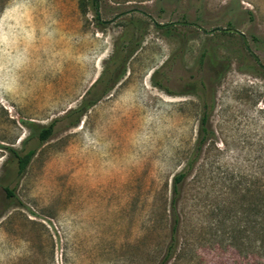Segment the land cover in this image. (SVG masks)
Returning a JSON list of instances; mask_svg holds the SVG:
<instances>
[{
    "label": "rangeland",
    "instance_id": "obj_1",
    "mask_svg": "<svg viewBox=\"0 0 264 264\" xmlns=\"http://www.w3.org/2000/svg\"><path fill=\"white\" fill-rule=\"evenodd\" d=\"M132 8L145 15L116 17ZM94 13L90 0H0V264L159 263L171 179L198 129L185 89L204 77L203 51L228 66L165 264H264V77L250 65L264 66V0H98L100 19L115 18ZM227 23L248 49L239 34L205 32ZM123 37L124 72L69 124ZM9 149L33 150L21 174Z\"/></svg>",
    "mask_w": 264,
    "mask_h": 264
},
{
    "label": "trees",
    "instance_id": "obj_2",
    "mask_svg": "<svg viewBox=\"0 0 264 264\" xmlns=\"http://www.w3.org/2000/svg\"><path fill=\"white\" fill-rule=\"evenodd\" d=\"M90 4L95 9V0H90ZM95 18L97 19L96 14H95ZM227 26L231 27V24L227 23ZM166 30H168V28ZM124 40H126L125 37H123L121 46H117V45L114 46L113 53L111 54L112 64L114 65L113 69L104 71L103 72L104 78L100 77L98 81L96 80L97 82H99L100 91L99 92L95 91L96 93L84 95L82 97L81 104L78 108L68 110L66 117L70 118L69 124L75 125L79 120V116L82 114V110L93 103L94 97L98 93H103L106 91V84L110 78V75L112 74L121 75L124 72L125 60L129 57L130 53L133 50L130 48H128L127 50L125 49L126 43L124 42ZM138 43L139 40H136L134 42L135 45H138ZM198 62L204 66V73H203L204 77H202V79L198 81V84L192 83L191 85H188L191 87H187L185 89L186 93H194L200 101V115L198 120V129L196 132V138L194 144L190 150V153L186 161L181 165L180 169L173 174L171 179V191L173 194L171 198V213H172V223L170 228L171 238L166 246V251L163 257L161 258L158 264H165V262L169 259L172 250L174 249V245H173L174 235L178 225V218L175 212L176 210L175 202L177 199V194L179 192V187L183 182L184 178L188 175L189 171L191 170L193 163L197 159L203 144L212 135V131L208 128L207 125L209 113L212 109V103H211L212 97L210 94L211 92L210 90L212 88V84L217 79L220 78L222 74V70H224L228 66L226 61L218 60L209 53H206L205 51L201 52ZM250 65L256 74H259L260 76L264 77V68L262 67V65L256 63H251ZM96 81L92 84V86L96 84ZM153 84L158 86V82L156 81H153ZM52 126H53L52 122L48 123L45 126H40L36 132L37 139L39 141L45 140L51 134ZM9 151L11 153V157L15 161L17 174H21L24 171L31 157L33 150H29L24 154H20L18 151L14 149H9ZM3 189L5 190L7 196L11 195V191L9 189H7L6 187H3Z\"/></svg>",
    "mask_w": 264,
    "mask_h": 264
},
{
    "label": "water",
    "instance_id": "obj_3",
    "mask_svg": "<svg viewBox=\"0 0 264 264\" xmlns=\"http://www.w3.org/2000/svg\"><path fill=\"white\" fill-rule=\"evenodd\" d=\"M135 10H138V9H135V8L128 9V10L123 11V13H120L119 15L126 14V13H129V12H133V11H135ZM95 14H96L97 19H98L99 22H108V21H112V20L115 18V17H114L113 19L105 20V21H103V20L100 19L99 14H98V0H95ZM119 15H116V17L119 16ZM150 19H152V18H150ZM152 21H154V20L152 19ZM157 25L159 26V25H161V24H157ZM166 25H167V24H162L161 26H166ZM193 25L196 26L195 24H193ZM196 27H197L198 29H200V30H203L202 27H200V26H196ZM214 30H217V31H224V32H232V33H235V34H239V35H241V37H242L243 40H244V45H245V47L248 49V44H247V42H246V40H245V38H244V34H243L241 31H239V30H237V29H235V28H233V27H216V28H213V29H210V30H205V32H206V33H211V32L214 31ZM254 58H255L256 62L259 63V61H258V59L256 58V56H254Z\"/></svg>",
    "mask_w": 264,
    "mask_h": 264
},
{
    "label": "flooded vegetation",
    "instance_id": "obj_4",
    "mask_svg": "<svg viewBox=\"0 0 264 264\" xmlns=\"http://www.w3.org/2000/svg\"><path fill=\"white\" fill-rule=\"evenodd\" d=\"M135 9H136V8H135ZM135 11L144 14V13H143L141 10H139V9H138V10H135ZM133 12H134V11H133ZM120 13H123V12H120ZM120 13H119V14H120ZM119 14H117V15H119ZM144 15H145V14H144ZM148 18L150 19V17H148ZM150 20L152 21V19H150ZM152 22H154V21H152ZM156 26H158L157 23H156ZM159 26H161V25H159ZM162 27H164V26H162ZM262 67L264 68V66H262Z\"/></svg>",
    "mask_w": 264,
    "mask_h": 264
}]
</instances>
